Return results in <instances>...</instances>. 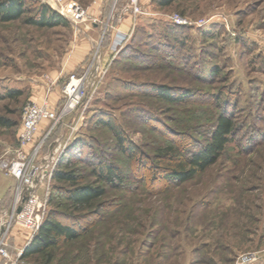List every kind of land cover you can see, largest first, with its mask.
<instances>
[{"label":"rangeland","instance_id":"rangeland-1","mask_svg":"<svg viewBox=\"0 0 264 264\" xmlns=\"http://www.w3.org/2000/svg\"><path fill=\"white\" fill-rule=\"evenodd\" d=\"M34 1L53 9L51 0ZM76 1L96 15L78 24L66 18L67 26L38 27L25 20L34 4L22 19L0 21V116L10 124L0 123V222L18 204V181L8 169L21 146L24 108L45 101L46 75L63 66L87 32L96 33V49L86 62L91 64L106 42V22L117 19L123 0ZM142 8L148 13L138 15L87 108L56 125L44 121L27 147L39 145L44 156L81 119L74 142L80 140L82 158H74V169L90 183L93 165L103 161L125 177V185L105 184V195L87 209L55 196L49 201L48 195L47 213L84 234L62 242L47 264H238L251 252L261 256L256 264H264V0H179L170 7ZM177 14L189 24H173L169 17ZM61 80L48 94L57 113L67 79ZM163 85L185 97L177 103L162 100L153 89ZM12 91L19 95L10 96ZM222 113L237 126L220 159L188 181H169L156 152L173 146L189 156L202 149ZM107 119L139 147L138 155L128 157L119 149L103 124ZM51 186L60 184L53 179ZM7 230V248L15 258L34 236L16 219Z\"/></svg>","mask_w":264,"mask_h":264},{"label":"trees","instance_id":"trees-1","mask_svg":"<svg viewBox=\"0 0 264 264\" xmlns=\"http://www.w3.org/2000/svg\"><path fill=\"white\" fill-rule=\"evenodd\" d=\"M151 1V4L156 7L165 8L172 6L179 0ZM34 4L37 5V8L33 15L25 19L29 24L51 28L58 25H68L67 19L57 11H54L49 5L34 0H0V21L10 22L22 19L30 11L29 7ZM153 92L162 100L175 103L185 97L184 93L173 92L172 89L165 85L154 86ZM16 95L19 94L14 91L10 93V96L16 97ZM216 121L208 135L207 143L195 153L186 156L173 146L161 148L156 152L159 161L165 164L163 167L167 171L166 177L169 181L176 183L188 181L196 173L207 170L220 159L225 152L227 144L232 142L237 123L226 113L220 114ZM0 123L10 125L1 116ZM103 124L113 131L118 140V147L124 154L132 158L139 154V147L128 143L127 138L124 137L116 123H113L111 119H107ZM70 147L71 152L65 153L54 175V179L60 184V187H52L49 201L56 197L69 202L75 209H87L91 208L95 202L105 195V184L112 186L125 185V177L122 170L103 161L93 165L92 175L95 180L86 183L84 175L76 168L74 169L73 163L74 158H77L76 160L82 158L80 140L76 139ZM45 217L46 219L38 233L34 235L31 242L25 247L21 256L22 259L31 260V258H35L41 261L43 259L44 264L50 263L53 259V251L62 242H74L84 234L79 229H75L68 223L58 219L54 212H48Z\"/></svg>","mask_w":264,"mask_h":264},{"label":"built area","instance_id":"built-area-1","mask_svg":"<svg viewBox=\"0 0 264 264\" xmlns=\"http://www.w3.org/2000/svg\"><path fill=\"white\" fill-rule=\"evenodd\" d=\"M126 11H132L135 20L131 31L123 32L117 30L110 45V57L105 60L103 51H97L91 60V64L87 66L84 72H72L68 76V80L62 89L64 104L61 112L57 113L51 109L49 105L48 94L51 88L56 84L57 80L51 74L46 77L49 80V87L46 89V98L42 104L30 102L24 108L23 120L19 132V141L21 146L16 150L15 159L9 165V173L18 181L17 199L18 204L15 205L12 215L3 216L4 220L0 222V257L4 259L5 264H36L22 260V250L15 258H12L7 248V229L10 224L16 221L33 233V236L38 233V230L46 219L48 209V195L52 188L51 182L54 179L56 168L59 162L65 156L67 149L74 142L75 133L79 129V121L74 120L72 126L69 127L67 133L58 137L56 145L49 153L44 156L40 153V146L37 145L32 150L27 147L35 143L36 135L44 121L52 122L56 125L62 118L73 114L76 110L82 108L85 110L88 103L91 101L95 91L98 90L99 84L103 83L110 62L124 48L127 40L132 36V31L136 25L138 15L148 13L144 11L140 0H128ZM53 9L61 16L78 24L86 22L90 17L88 7H84L76 0H51ZM170 21L175 25L189 24L181 15H172ZM93 23L97 25L98 19L95 18ZM41 156V157H40ZM43 189V195L39 192ZM261 256L258 253L251 252L241 256L238 264H256Z\"/></svg>","mask_w":264,"mask_h":264},{"label":"crops","instance_id":"crops-1","mask_svg":"<svg viewBox=\"0 0 264 264\" xmlns=\"http://www.w3.org/2000/svg\"><path fill=\"white\" fill-rule=\"evenodd\" d=\"M142 3V6L145 7L146 5H151V0H140ZM128 5L127 0H123L120 8L118 9L119 11L116 12L115 17H117L114 22L112 20H107V24L109 23V28H108V35L106 38L105 44L102 46V51L103 58L107 60L110 57V45L116 36V31L121 30L123 32H129L131 31L135 17L132 11H126L125 8ZM105 8L103 9V11ZM97 10H92L91 15H96ZM121 11V13H119ZM104 16L105 13L103 14ZM109 18L108 16H106ZM112 17V16H111ZM113 18V17H112ZM111 19V18H110ZM139 19V16L136 18V20ZM97 26V25H96ZM97 28V27H96ZM95 28V29H96ZM95 32H87L84 36H81L79 38L76 46L74 47V50L71 52L70 56L67 58V60L63 63V66L55 70L54 74H51L55 80H60L63 79V81H66L67 77L72 74V72H77V71H83L87 68V60L89 58V55L91 52L96 49L95 43ZM106 45V46H105ZM104 47V48H103ZM68 80V79H67ZM67 82V81H66ZM57 83V82H56Z\"/></svg>","mask_w":264,"mask_h":264}]
</instances>
